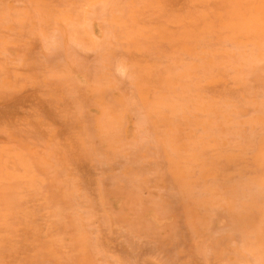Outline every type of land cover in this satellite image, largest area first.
Segmentation results:
<instances>
[{"label":"rangeland","instance_id":"obj_1","mask_svg":"<svg viewBox=\"0 0 264 264\" xmlns=\"http://www.w3.org/2000/svg\"><path fill=\"white\" fill-rule=\"evenodd\" d=\"M0 264H264V0H0Z\"/></svg>","mask_w":264,"mask_h":264},{"label":"bare ground","instance_id":"obj_2","mask_svg":"<svg viewBox=\"0 0 264 264\" xmlns=\"http://www.w3.org/2000/svg\"><path fill=\"white\" fill-rule=\"evenodd\" d=\"M91 33V32H90ZM256 68V67H255Z\"/></svg>","mask_w":264,"mask_h":264}]
</instances>
